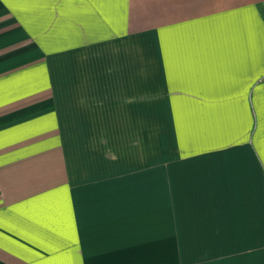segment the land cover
Segmentation results:
<instances>
[{"label":"crops","instance_id":"0c3cea01","mask_svg":"<svg viewBox=\"0 0 264 264\" xmlns=\"http://www.w3.org/2000/svg\"><path fill=\"white\" fill-rule=\"evenodd\" d=\"M0 145V264H264V0H0Z\"/></svg>","mask_w":264,"mask_h":264},{"label":"rangeland","instance_id":"374dc122","mask_svg":"<svg viewBox=\"0 0 264 264\" xmlns=\"http://www.w3.org/2000/svg\"><path fill=\"white\" fill-rule=\"evenodd\" d=\"M181 242L189 241L191 238H180ZM182 249H191V245H180ZM162 264H191V251H180L179 253H164Z\"/></svg>","mask_w":264,"mask_h":264},{"label":"snow or ice","instance_id":"6c2138e0","mask_svg":"<svg viewBox=\"0 0 264 264\" xmlns=\"http://www.w3.org/2000/svg\"><path fill=\"white\" fill-rule=\"evenodd\" d=\"M0 146H2V145H0ZM49 264H57V262L56 261H50Z\"/></svg>","mask_w":264,"mask_h":264}]
</instances>
